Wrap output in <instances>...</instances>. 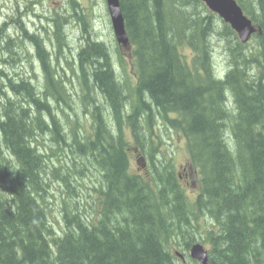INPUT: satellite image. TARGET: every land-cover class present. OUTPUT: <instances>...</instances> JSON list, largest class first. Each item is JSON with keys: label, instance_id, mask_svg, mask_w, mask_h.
<instances>
[{"label": "trees", "instance_id": "1", "mask_svg": "<svg viewBox=\"0 0 264 264\" xmlns=\"http://www.w3.org/2000/svg\"><path fill=\"white\" fill-rule=\"evenodd\" d=\"M237 2L261 27L253 46L242 44L202 0H120L137 71L134 99L127 82L115 77L106 47L88 34L75 69L82 91L88 93L92 83L112 120L95 105L86 134L70 121L64 127L49 105L51 97L71 104L59 74L69 20L63 14L52 20L53 53L22 21L24 39L18 41L7 37L4 24L0 53L31 43L45 92L32 80L15 82L0 68L8 82H0V264H177L172 249H190L196 221L205 215L217 227L201 236L210 244L211 264H264V0ZM70 5L80 9L77 0ZM79 22L85 25L84 16ZM214 39L224 42L229 64L221 77L212 65ZM0 62L8 64L6 58ZM160 127L185 140L200 180L194 207ZM45 134L56 145L52 157L61 162L68 148L71 165L47 161L37 143ZM133 146L148 158V174L132 171ZM93 172L97 178L87 188L79 179ZM51 176L66 187L59 230L49 208L56 198ZM83 190H92V204ZM82 199L90 210H82Z\"/></svg>", "mask_w": 264, "mask_h": 264}, {"label": "rangeland", "instance_id": "2", "mask_svg": "<svg viewBox=\"0 0 264 264\" xmlns=\"http://www.w3.org/2000/svg\"><path fill=\"white\" fill-rule=\"evenodd\" d=\"M70 1L71 0H0V27L6 22L15 23L21 20L25 23L30 33H36L45 39L50 52L53 53L55 52L52 44L54 36H52L50 39L54 24L52 20L56 18V14H63L69 18V25L67 24L65 27L66 42L68 45L66 44V46H64L65 53H62L59 56V63H61L62 66V68L59 70V74L63 78L64 82H67H65V86H68L67 89L70 94L68 99L71 101V104L70 106L63 102L58 104L56 100L51 97L49 98V105L52 106L54 112L57 113L58 118H62L63 122L67 124L64 127L69 128L70 126L68 122L70 121V124L77 128L81 134H86L85 130H90V124L92 123L91 113L95 105L103 107V111L105 110L107 112V118L109 120H112V117L110 115L109 106L100 95L98 89L95 88L92 83L91 90H88V93H86V91H82L79 72L75 69L79 61L77 52H79L80 49H84L86 47V38L90 32L92 37L96 36L97 41L106 43V45L110 47L111 50L115 43V39L105 0H77L80 9L77 8L76 10L75 8L71 7ZM252 1L254 3V0ZM82 16H84L85 25H82L79 22V18ZM48 18H50L51 21L47 20ZM6 32V35L15 38V41L22 39L16 25L9 26L8 29H6ZM5 41L6 40L2 41V48L6 47V44L4 43ZM211 42L213 45V48L211 45V54L215 73L217 74L218 72H226L228 70L229 64L227 61V54L225 52V44L219 39H214ZM249 43L250 46L254 45V41L252 40H250ZM69 50H72V53L69 52ZM5 52L8 53H0V61H2L3 58H6L8 60V64H2L0 68L4 69L8 73L9 77L16 82H19L21 79H31L34 85L41 92H45L44 74L41 71L38 60L34 56L35 51L32 45L28 42H25L21 49H14V47H10L5 49ZM183 52L190 55V50L183 49ZM115 54V52L111 53L112 61L114 63L117 62ZM9 56L12 58L11 60H9ZM56 62V60L53 62L54 66L57 64ZM71 66L74 67V71L71 70ZM256 69V67H252L250 70L255 75H257ZM124 73L129 77V80L122 75V69H120L119 75L115 74V77L118 78V80L127 82V89L128 91L130 90L129 93L134 99L135 85L137 83V71L134 62L128 58V56L124 60ZM0 79L1 83L7 84L4 78L1 77ZM159 130V134L166 145L165 151L168 156L172 157L180 168L184 166L183 169H186L189 158L186 152L185 140L176 135L175 132L173 133L171 131H166L163 127H160ZM37 143L40 148L39 150L50 156L47 159L49 163H51L53 160L57 167L62 165L64 167L65 162L71 165L69 160L71 155L68 148H65L66 151L61 152V154L65 153V156L62 157L61 155V162L58 160L60 157H52V152L56 151H50V148H55L56 145H53L51 135L45 134L43 137H39ZM58 150L59 149L57 148V151ZM132 159V169L137 170L135 162L136 157L132 156ZM192 174L195 175L196 172L192 171ZM87 175L88 176H86L84 180L79 179V181L81 184H84L85 187L90 188L92 187V182H94L97 178V174L94 173V177H91L89 173H87ZM89 177H91V182L89 181ZM51 178L53 179L52 185L54 184L52 190L54 197L56 198H50L51 204L49 208L53 213L51 218L55 224V229L57 228V230H59L65 226L62 219V208L64 206L63 199H67V195L65 193L66 187L61 182L59 177L51 176ZM188 180L191 182L192 180L194 181L195 178L190 179V177H188ZM181 181L183 182L184 179ZM74 185L76 186L77 190H79L80 186L77 184ZM186 192L191 198H193V195L196 193L194 192L193 188L187 186ZM87 193L91 194L93 192L92 190H88L87 192L85 190L82 191V195L84 197L87 196ZM87 199L89 204H92L88 196ZM79 202L81 204L82 210H84V208L88 210L91 209L86 204L85 200L82 199ZM180 239L184 241L183 238ZM205 247L207 246L205 245ZM177 250L180 251L178 247L172 249L173 252ZM182 251L186 253L185 249H182ZM177 264L195 263L186 256L184 259H178Z\"/></svg>", "mask_w": 264, "mask_h": 264}, {"label": "water", "instance_id": "3", "mask_svg": "<svg viewBox=\"0 0 264 264\" xmlns=\"http://www.w3.org/2000/svg\"><path fill=\"white\" fill-rule=\"evenodd\" d=\"M204 2L210 10L219 14L226 22L231 24L232 28L239 34L242 42L245 43L250 39L254 28L251 21L244 16L235 0H204ZM107 4L116 38L119 43L126 46L128 45V36L120 1L107 0ZM143 161V159L139 161V164L142 166L144 165ZM191 254L194 259L201 261L203 264H210L202 246L195 245L191 250Z\"/></svg>", "mask_w": 264, "mask_h": 264}, {"label": "flooded vegetation", "instance_id": "4", "mask_svg": "<svg viewBox=\"0 0 264 264\" xmlns=\"http://www.w3.org/2000/svg\"><path fill=\"white\" fill-rule=\"evenodd\" d=\"M96 42H100V43H102V44L106 47L108 57H109V59H110V61H111V63H112V67H113L114 62L112 61V56H111V53H113V52H112L111 48L108 47V46L106 45V43H104V42H102V41H96Z\"/></svg>", "mask_w": 264, "mask_h": 264}, {"label": "bare ground", "instance_id": "5", "mask_svg": "<svg viewBox=\"0 0 264 264\" xmlns=\"http://www.w3.org/2000/svg\"><path fill=\"white\" fill-rule=\"evenodd\" d=\"M68 45V44H67ZM82 48V47H81ZM81 50V49H80Z\"/></svg>", "mask_w": 264, "mask_h": 264}]
</instances>
